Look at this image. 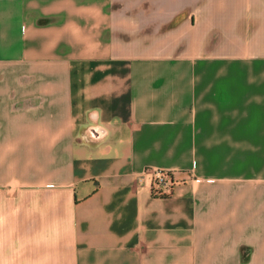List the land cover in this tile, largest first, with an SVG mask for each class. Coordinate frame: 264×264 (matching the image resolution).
<instances>
[{"label":"crops","instance_id":"obj_1","mask_svg":"<svg viewBox=\"0 0 264 264\" xmlns=\"http://www.w3.org/2000/svg\"><path fill=\"white\" fill-rule=\"evenodd\" d=\"M0 264H264V0H0Z\"/></svg>","mask_w":264,"mask_h":264},{"label":"built area","instance_id":"obj_2","mask_svg":"<svg viewBox=\"0 0 264 264\" xmlns=\"http://www.w3.org/2000/svg\"><path fill=\"white\" fill-rule=\"evenodd\" d=\"M175 183L176 179L173 177L172 171L161 168L152 169L150 188L154 195L170 194Z\"/></svg>","mask_w":264,"mask_h":264}]
</instances>
